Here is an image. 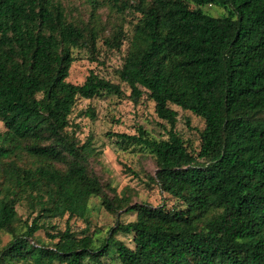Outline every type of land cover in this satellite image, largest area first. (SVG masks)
<instances>
[{
  "label": "trees",
  "instance_id": "16d2710c",
  "mask_svg": "<svg viewBox=\"0 0 264 264\" xmlns=\"http://www.w3.org/2000/svg\"><path fill=\"white\" fill-rule=\"evenodd\" d=\"M80 1L84 14L72 0H0V264H264V0ZM74 49L100 65L120 54L117 82H69ZM104 96L152 104L161 137L114 136L147 153L161 204L116 193L76 137L77 101ZM178 110L203 122L198 149ZM92 198L114 218L101 238Z\"/></svg>",
  "mask_w": 264,
  "mask_h": 264
},
{
  "label": "rangeland",
  "instance_id": "374dc122",
  "mask_svg": "<svg viewBox=\"0 0 264 264\" xmlns=\"http://www.w3.org/2000/svg\"><path fill=\"white\" fill-rule=\"evenodd\" d=\"M71 4L75 8L73 13L78 11L84 14L87 10L80 0H72ZM207 10L213 16L224 14V10L218 7H208ZM72 54L74 62L69 70L67 79L69 82L82 84L91 71L105 79L117 82L113 71L120 64V54L115 53L110 57L102 58L104 65L91 62L85 51L74 49ZM127 94L128 92H126ZM88 108L94 110V120L84 115V111ZM178 113L177 129L185 139H190L194 147L198 149L197 131L202 129L203 122L189 113H182L180 110ZM186 117L189 118V126L186 124ZM70 121L77 125L75 135L81 143L90 137L92 147L95 150L94 158L100 163L105 178L116 193L125 191V194L132 198L146 201L152 206L161 204L164 199L167 200V197L157 189L147 186L149 183L147 179L148 168L151 167L146 159L147 155L145 154L147 153L140 151L139 146L121 147L120 144L116 143L117 138L114 136L116 133L134 135L137 127L142 126L151 136L161 137L163 131L150 102L144 101L138 106H134L125 96L120 98L116 96L97 97L91 101L78 100L70 116ZM2 130L3 126L0 122V131ZM172 202L173 200H169L168 204ZM89 207L87 217L90 222L89 233L101 238L105 235V231L114 224V218L101 207L96 198L90 200ZM16 209L18 215L25 219L26 209L23 206H17ZM65 220L66 218L54 220L53 224L63 230ZM120 220L126 223L131 221L132 217L130 214H123ZM69 224L74 231H81L85 228V224L81 220H72ZM35 235L44 244L50 242L44 231H39ZM116 237L130 245L129 236L119 234ZM10 238L8 234L0 232V249L8 243Z\"/></svg>",
  "mask_w": 264,
  "mask_h": 264
}]
</instances>
